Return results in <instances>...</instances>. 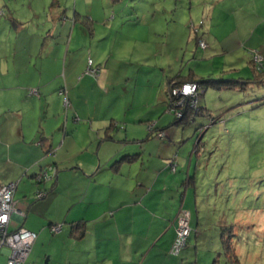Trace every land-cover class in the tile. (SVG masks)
<instances>
[{"label":"crops","instance_id":"crops-1","mask_svg":"<svg viewBox=\"0 0 264 264\" xmlns=\"http://www.w3.org/2000/svg\"><path fill=\"white\" fill-rule=\"evenodd\" d=\"M74 2L70 12L65 9L67 4L62 8L54 0L56 9L44 22L32 9L26 19L22 15L12 18L8 7L6 13L0 11V185L16 184L15 213L9 228H24L36 235L40 232L47 237L45 242L60 244L64 264H180L168 253L179 210L191 214L189 239L205 224V218H199L197 201L204 183L198 184L194 177L195 188L188 184L183 188L199 152L193 154L195 145L190 150L188 144L177 143L176 127L164 131L165 139L158 140L150 137L147 125L165 128L159 115L166 112V87L182 60L177 59L176 69L166 76L162 85L165 92L156 96L147 113L136 121V116L129 120V126L112 114L81 111L80 106L87 103L76 98L75 89L86 80L92 98L97 93L106 95L109 91L104 87L112 84L106 74L113 65L109 58L103 64L100 61L103 56L100 45L95 50L93 26L92 31L86 26L89 37L81 28L77 30L81 14L76 9L77 0ZM179 27L173 25V35L181 38L176 46L181 50L186 35ZM79 54L83 59L79 69L91 59L100 68L98 79L87 76L75 84L79 72L74 60ZM60 89L71 91L72 102L68 97L67 107L58 93L54 95ZM31 90L38 96L30 95ZM75 116L88 120L89 125H78ZM171 121L165 119L166 125ZM136 123L145 128L144 133L136 131ZM102 138L106 140L101 142ZM50 150L54 156L47 155ZM133 155H138L134 163L111 168L121 158ZM173 155L177 171L171 175L167 166ZM51 165L56 169L54 188L43 200H36V191H49L52 184L38 186L33 178ZM78 223L85 224V235L74 240L69 236V226ZM56 225L61 230L49 239V228ZM195 243L197 252V238Z\"/></svg>","mask_w":264,"mask_h":264},{"label":"rangeland","instance_id":"rangeland-1","mask_svg":"<svg viewBox=\"0 0 264 264\" xmlns=\"http://www.w3.org/2000/svg\"><path fill=\"white\" fill-rule=\"evenodd\" d=\"M57 1L62 8L67 4L65 9L73 12L75 0ZM77 2L76 9L81 14L77 30L81 28L89 37L92 29L88 31L85 23L89 27L93 26V33L96 34L94 47L97 50V45H100L99 53L103 56L100 61L103 64L109 58L113 65L106 74L112 82L104 87L109 91L106 95L97 93L94 99L90 96L93 93H90L87 81L80 82V86L75 89V96L87 103L82 104L80 110L90 111L91 114H112L121 118V124L125 126L131 124L129 120L134 116L136 121L147 113V109L155 103L156 96L158 98L165 92L162 85L165 84L166 76L176 69L177 59L179 62L183 59L184 64L191 62L200 77L229 79L251 78L247 64L251 50L258 51L264 57V0ZM5 7H8L14 19L20 15L26 19L32 9L41 22L47 21L51 12H54L52 10L56 9L54 0H3L0 3L2 13H6ZM173 11L182 19L180 29L190 19L207 20L204 39L212 46L209 56H199L201 51L196 49L192 35L188 39L189 44L185 38L181 50L176 47L181 38L173 35V25L178 18H175ZM102 26L106 28L102 29ZM256 59L259 60L260 56L257 55ZM74 61L76 72H79L75 84L81 78L98 79L100 74L97 78L86 74V66L79 69L83 64L81 54ZM177 88L171 89L172 96ZM206 91L205 98L200 97L198 100V107L204 114L196 117L193 124L176 129L179 133L186 132L185 138L181 134V138L176 139L177 143L188 144L190 150L196 143V133L201 136L202 150L199 152L198 148L196 151V154L199 152V159L191 163L190 172L195 173L198 184L204 183L200 190L202 197L197 201L199 218L201 221L205 218V224L201 222L204 228L199 226L197 234L192 233L188 240L189 246L185 244L179 256L175 257L169 250L168 253L177 258L180 264H264V104L260 105L264 101V82L250 84L242 90ZM56 93L57 90L54 95ZM67 93L72 102L71 91ZM60 98L63 102V98ZM175 106L177 111L183 109L180 101H176ZM206 111L209 112L208 116ZM209 116L213 119L210 120ZM162 117L163 121L174 118L167 110L159 115V119ZM83 119L79 118L77 124L89 125L88 120ZM135 127L138 128L136 131L140 129L144 133L145 128H139L137 123ZM93 131L97 134L96 129ZM104 131L107 132L108 128ZM60 134L59 140L62 132ZM161 134L160 139L163 138ZM105 140L102 138L101 142ZM168 173L174 175L170 171ZM194 218L195 212L192 210ZM229 227L232 228L230 241L233 243L231 249H234V256L226 259L222 253L220 234ZM13 230L9 228V231ZM49 233L51 235L48 238L51 239L59 232L52 234L49 230ZM37 236L38 241L35 240L31 248L27 264H64L61 245L45 242L47 237L41 236L40 232L36 239ZM195 236L199 243L197 252L193 249L196 245ZM43 241L44 246L41 245ZM5 250H0V264L7 262Z\"/></svg>","mask_w":264,"mask_h":264},{"label":"trees","instance_id":"trees-1","mask_svg":"<svg viewBox=\"0 0 264 264\" xmlns=\"http://www.w3.org/2000/svg\"><path fill=\"white\" fill-rule=\"evenodd\" d=\"M172 13H173V15H175V18L178 17L177 23H175V24H181L182 19H180L179 16H177L174 11ZM194 20L195 21L190 19L189 21L186 22L185 25L182 24L183 28H184L185 35H186L185 38L187 39V42L189 43L188 39L190 40V37L192 35L193 38L195 39L196 49L201 51L199 56L201 58H205V57L209 56V53H212L211 43H207L204 39V34L206 32V27H207L206 26L207 20H205L204 18H199V20L198 19H194ZM85 26L89 27L88 23H85ZM196 55H198V52L196 53ZM249 55H250V59L248 60L247 64H248V70L251 73V78L238 77V78H229V79H215L212 76L200 77V76H198V74L195 71L196 66H192L191 62H187L184 64L183 59H182L176 75L170 80L168 86L166 87L167 91H168V92L166 91V94H167L166 110L169 114L173 115L174 118L172 119V121L169 125H166V122L164 120L162 123L165 124L164 125L165 128H162L161 130L156 129V125L153 123L148 124L147 130H148V134L150 135V137L156 138L158 140H164L166 137L165 136L166 134H164V131H167L169 128L176 127L175 129H178L180 127H187V126L193 124L195 122L196 117L202 116L204 114V113H202V109H200L198 107V100L200 97H203V99L205 98V95L207 92L206 90H209V89L216 90V91H221V90L233 91V90H237V89L242 90L250 84H259V83L264 82V57H262L258 51H254V50H251ZM257 55L260 56L259 60L256 59ZM194 57H196V56L194 55ZM89 60L92 62V67L96 70V74L98 77V75L100 74V69L97 66H94L93 61L91 59H88V61ZM88 61H87L86 68H88ZM97 77H93V78H97ZM184 84H195L197 86L196 93L192 97H190V96H176V95L172 96L171 95L170 91L172 88L178 87L177 89H180L182 87V85H184ZM65 92H66V97L61 96V95L60 96L63 98V104H64V100L66 99L67 105H68V96H67L68 93L66 90H65ZM29 94H30V92H29ZM176 101H180V104L183 105L181 107V108H183L181 111L175 110L176 109V106H175ZM203 102H205V101L203 100ZM263 104H264V101H262V103L260 105H263ZM67 105L64 107H67ZM178 113L180 114V117H178ZM206 113H207L206 116H208L209 112L206 111ZM209 118H210V120L213 119L211 116H209ZM79 121H80L79 117L75 116L74 122L78 123ZM172 129H174V128H172ZM161 133L163 134L162 139H160ZM185 133H186L185 131H181V133L178 132L177 138H181V134H183L184 138H185L186 137ZM198 141H199V143H198ZM198 148H199V152H200L202 150L201 136L197 132L196 133V143L194 146V153L193 154H196V151H198ZM47 155L54 156V151L50 150L49 152H47ZM137 158H138V155L125 156V157L121 158L119 161L115 162L111 166V168L112 169H118L122 164H129V163L135 162L137 160ZM168 162H169L168 166H167L168 171L172 172L173 174H176V171H177L176 155H173L168 160ZM173 166H174V169H172ZM52 169H54L56 171L54 165H51V166H48L44 169H41L39 171V173L46 171L48 173V175L50 176L52 173V171H51ZM39 173H37L36 175H38ZM36 175L33 178L36 185L39 186V185H46L49 183L52 184L49 191L45 190V189H42V190L40 189V190L36 191V193H35L36 200H43L48 195V193L53 190L54 184L56 181V175H55V178H53L49 181L46 180V181H42V182L36 181V179H35ZM194 179L195 178L193 176V173L187 172L186 173V179L183 182V188L185 187L184 185L188 184V185L192 186L191 188L193 190L195 188ZM185 181H186V184H185ZM40 191H44L46 194L45 197L42 199L37 198V193ZM181 210L187 211L186 209H180L179 212ZM179 212H178V215H179ZM189 214H190V212H189ZM178 215H177L176 221H175V229H176V224H177L176 222H177ZM189 227H190V221H189ZM190 233H191V227H190ZM230 233H232L231 227L226 229L225 232L221 234L222 253L226 257V259H230L229 257L234 256V254H233L234 249H231V246H232L231 243L232 242L230 241L232 234H230ZM84 235H85V224L84 223L70 224V226H69L70 238H72L74 240H80L84 237ZM189 237H190V234L188 235L187 240H186L187 245H188ZM182 250H181V252H182ZM181 252L179 254H181ZM179 254L177 256H179ZM172 257H174V256H172Z\"/></svg>","mask_w":264,"mask_h":264},{"label":"built area","instance_id":"built-area-1","mask_svg":"<svg viewBox=\"0 0 264 264\" xmlns=\"http://www.w3.org/2000/svg\"><path fill=\"white\" fill-rule=\"evenodd\" d=\"M87 75L97 77L96 70L92 67V62L88 61ZM197 86L195 84H184L180 89L173 91L176 96H193L196 93ZM30 95L37 96L35 90L30 91ZM59 95L66 97V92L59 91ZM67 105V100H64V106ZM174 169V166L172 167ZM49 176L46 171L36 175L37 182L49 181L55 178L56 171L51 170ZM16 190V184L0 185V250L6 249L7 262L6 264H27V259L31 248L36 240V234L24 228H19L9 231V223L13 214L15 213L13 196ZM45 192L37 193V198L45 197ZM190 214L188 211L181 210L177 218L175 229V237L169 253L177 256L182 249H184L188 235L190 234L189 221ZM61 226H51L50 232L52 234L58 233Z\"/></svg>","mask_w":264,"mask_h":264}]
</instances>
